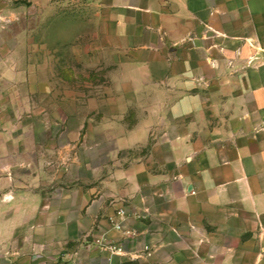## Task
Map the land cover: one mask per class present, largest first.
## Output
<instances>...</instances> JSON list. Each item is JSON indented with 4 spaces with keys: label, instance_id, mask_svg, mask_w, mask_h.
<instances>
[{
    "label": "crops",
    "instance_id": "obj_1",
    "mask_svg": "<svg viewBox=\"0 0 264 264\" xmlns=\"http://www.w3.org/2000/svg\"><path fill=\"white\" fill-rule=\"evenodd\" d=\"M98 4L79 60L105 69L87 136L106 159L65 191L46 129L0 144V264H264V0ZM102 235L126 254L92 245Z\"/></svg>",
    "mask_w": 264,
    "mask_h": 264
},
{
    "label": "rangeland",
    "instance_id": "obj_2",
    "mask_svg": "<svg viewBox=\"0 0 264 264\" xmlns=\"http://www.w3.org/2000/svg\"><path fill=\"white\" fill-rule=\"evenodd\" d=\"M103 16L98 0H0V144L39 140L31 130L46 129L49 144L65 147V191L86 192L94 182L88 161L106 159L87 136L99 122L89 100L108 90L105 69L79 60L95 46ZM43 188L50 198L55 181Z\"/></svg>",
    "mask_w": 264,
    "mask_h": 264
},
{
    "label": "built area",
    "instance_id": "obj_3",
    "mask_svg": "<svg viewBox=\"0 0 264 264\" xmlns=\"http://www.w3.org/2000/svg\"><path fill=\"white\" fill-rule=\"evenodd\" d=\"M127 216L128 213L126 209L124 207H121L117 209L114 214L110 215L108 217V220L114 229L122 230L123 221ZM92 245L97 246L102 250L108 251L111 255L124 256L126 254L125 250L120 244L107 241L104 235L95 238L92 242ZM145 250H148V247H145ZM120 264L124 263L121 262Z\"/></svg>",
    "mask_w": 264,
    "mask_h": 264
}]
</instances>
